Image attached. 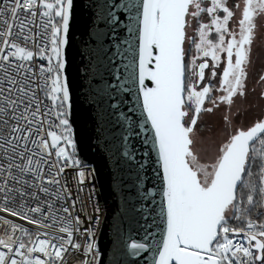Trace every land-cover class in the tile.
Masks as SVG:
<instances>
[{
	"label": "snow or ice",
	"instance_id": "obj_1",
	"mask_svg": "<svg viewBox=\"0 0 264 264\" xmlns=\"http://www.w3.org/2000/svg\"><path fill=\"white\" fill-rule=\"evenodd\" d=\"M202 4L203 0H135L126 7V10L137 9L142 17L138 21V76L133 73L131 82L133 85L138 82L143 110L155 133L164 184L166 234L156 264H256L257 261L264 264V223L246 216L256 207L257 194L264 207V120L231 135L215 163L200 164L193 147V134L197 131L200 113L213 111L205 107L212 88L206 83L198 91L195 84H186L188 64L185 61V41L191 19L199 23V43L193 41L196 51L212 62L210 67L207 61L197 64L193 59V75L203 83L205 70L209 69L211 77L215 78L220 53H226L227 63L218 89L226 94L219 97V103L231 105L235 96L245 95L255 18L264 13V0H244L238 34L229 30L234 13L228 0H209L208 6ZM73 6V0H39V3L37 0H12L9 7L0 6V16L5 12L10 15V20H0L4 26L0 30V212L39 229L51 230L29 233L27 229L0 219V224L7 226L0 236V249H6L0 250V264H69L65 254L81 249V244L73 239L81 223L79 216L72 217L70 211V207L75 208V201L70 207L62 208L47 200L46 208L39 204L29 205L30 200L41 199V193L60 201L61 189L54 192L45 185H59L57 177L65 168L80 163L72 159L65 147L59 146L64 141L75 147L67 118L71 108L69 84L63 76V49L68 44ZM37 8L42 9L39 26L43 27L51 48L49 50L45 44L34 52L28 42L35 45L36 38L41 35L32 33V27L37 26ZM91 8L97 22L111 25L116 20L106 0H92ZM21 12L27 13L24 20H18ZM202 13L211 18L210 23L199 22ZM132 19L129 32L135 27L136 17ZM213 30L215 42L209 38ZM226 35L230 37L227 41ZM106 36L103 29L96 33L97 56L101 63L107 55L103 44ZM36 56L47 60V67L41 66L39 74L32 67ZM260 79L264 81V76ZM146 80L154 87L146 85ZM124 83H128V79ZM112 88L131 91V88H123V84L104 83L98 89L101 98L110 97L109 89ZM41 93L44 99L51 101V107L44 105ZM211 103L219 107L217 100ZM53 114L58 124L46 119ZM186 117H189L187 121ZM46 124L48 130L44 127ZM55 128L61 129L60 134L51 130ZM53 155L55 160L51 159ZM124 155L129 153L125 151ZM257 159L260 161L258 185L250 179ZM46 168L56 171L49 172L46 177ZM84 180L85 173L80 171L79 183L83 184ZM243 189L248 190V208L241 207L244 199L240 190ZM62 191L66 193L65 202L71 200L72 194L66 185L62 186ZM17 203L18 210L9 206ZM61 212L67 216L62 217ZM29 213L39 214V218ZM231 219H244L246 227H230ZM230 233L234 236L243 233L244 241L234 242L229 238ZM131 247L143 249L144 245L133 243ZM95 249L94 242L87 245L84 255H90L91 259L82 260L81 264H98L99 252ZM36 253L43 258L33 255Z\"/></svg>",
	"mask_w": 264,
	"mask_h": 264
},
{
	"label": "water",
	"instance_id": "obj_2",
	"mask_svg": "<svg viewBox=\"0 0 264 264\" xmlns=\"http://www.w3.org/2000/svg\"><path fill=\"white\" fill-rule=\"evenodd\" d=\"M91 2L73 0L63 76L69 84L67 118L74 129L78 160L94 167L106 209L96 245L99 264H156L166 234L162 167L138 82H131L133 73L138 76L142 17L137 9L126 10L135 0H106L116 20L111 25L97 22ZM133 16L135 27L129 32ZM99 29L107 33L103 63L97 56ZM104 83L123 84L131 91L112 88L110 97L101 98L98 89ZM145 84L154 87L150 81ZM113 104L115 108L110 107ZM133 243L144 248L133 249Z\"/></svg>",
	"mask_w": 264,
	"mask_h": 264
},
{
	"label": "flooded vegetation",
	"instance_id": "obj_3",
	"mask_svg": "<svg viewBox=\"0 0 264 264\" xmlns=\"http://www.w3.org/2000/svg\"><path fill=\"white\" fill-rule=\"evenodd\" d=\"M230 9L234 15L229 21V30L235 33H239V20L242 18V9L244 7V0H228ZM209 0H203L202 6H208ZM239 5V7H237ZM221 17L223 13H220ZM211 18L206 13H202L199 18L200 23H210ZM256 29L255 38L251 47L250 63L247 65V79L245 81V95H237L233 98V103L228 105L226 103H219V97L226 94L219 91L220 82L222 80V70L226 67V53H220L219 67L215 69L217 76L212 78L210 70H205V81L202 83L198 80V77L193 75V69L191 68V62L193 59L196 63L209 62L211 67V59L202 57V54H198L195 48V43H199V35L197 29L199 23L190 19V26L187 28V38L185 41V61L188 64L186 71V84L197 86V90H201L207 83L210 84L212 92L210 98L205 101V107L213 108L212 112L202 111L197 121V131L193 134L194 150L198 153L199 163L205 166H209L216 162L223 148V145L229 141L231 135L239 130H248L256 122L264 120V81L260 79L264 76V13L256 16L255 18ZM215 42L216 34L213 30L212 35L209 37ZM226 35V41L229 39ZM237 38H239L237 36ZM195 41V43L193 42ZM235 59V57L233 58ZM198 72V69H195ZM217 100L219 107H215L211 100ZM192 112L189 111V117ZM189 117H186L187 121ZM227 117V119H225ZM222 128V137L211 156L204 157L198 150V134L205 128ZM258 145V144H257Z\"/></svg>",
	"mask_w": 264,
	"mask_h": 264
},
{
	"label": "built area",
	"instance_id": "obj_4",
	"mask_svg": "<svg viewBox=\"0 0 264 264\" xmlns=\"http://www.w3.org/2000/svg\"><path fill=\"white\" fill-rule=\"evenodd\" d=\"M12 0H0V6H3L4 8H7L10 6ZM39 3V0H37ZM42 11V9L37 8V18H36V27H32V33H41L40 36H38L35 40V45L30 41L28 42V47L32 49L34 52H38L39 47L45 46L47 44L48 49L50 50L51 45L50 43H47V38L43 34L44 29L43 27L39 26L41 24V19L39 16V12ZM27 16V13L21 12L18 15V20H24L25 17ZM2 19H9L10 20V15L5 12L3 16H0V20ZM3 25L0 24V30H3ZM15 39V37H13ZM22 46H24L22 44ZM41 66L47 67V60H40L38 56L34 57V60L32 62V67L34 71L39 74V69ZM47 75V74H45ZM41 98L44 99L43 94L41 93ZM44 105L47 107H51V101L44 99ZM49 121H52L53 123L58 124V121L55 118V115H51L47 117ZM70 126V136L72 143L75 145V140H74V129L73 127L69 124ZM45 129L48 130V125L46 124ZM57 131L58 134H60L61 129L55 128L51 129ZM50 142V141H49ZM61 147H65L66 151L70 153L72 156L73 160H78V155H77V150H76V145L73 148L72 145L66 144L64 141H61V144L59 145ZM53 153L55 150H52ZM52 160H55V156L51 158ZM56 169H45V176H49V172H55ZM83 171L85 173V180L84 183L81 184L79 183V172ZM57 179H59L60 184L59 185H45V187H48L50 189H53L55 192V189L60 188V196L61 200L60 201H55L54 196L49 197L45 196L44 194H39L41 199L36 200V201H29L30 206H36L39 204L42 208H46L45 205V200H47L49 203L55 202L57 207H64L68 206L70 207L72 202L75 201V208L70 207V211L72 214V217L79 216L81 223L77 225V227L80 229L79 232H75L73 234V239L81 244V249L79 251L72 249L71 254L66 253L65 254V259L69 262V264H81L82 260L86 259H91L90 255H84V251L87 248V245L89 243H97L99 242L104 220H105V215H106V209L104 205V200H103V195H102V190L100 188L96 172L93 166L90 165H82L79 163V165L74 166V167H66L65 171L61 173ZM66 185L68 190L71 192V200H67L65 202L66 198V193L62 191V186ZM12 207L14 210H18V203L17 204H12L9 205ZM99 209V211H96V209ZM263 214H264V207H263ZM30 216H33V218H39V214H32L29 213ZM62 217L67 216V214L60 213ZM0 219L8 220L11 224L17 225L19 228L27 229L29 233H37V232H42V231H51V230H43L37 228L35 225H30L27 223L25 220H21L18 217L15 216H9L7 213L0 212ZM257 223H264V219H258L255 220ZM246 227V223L244 224V228ZM5 228H7L6 225L0 224V236L4 235ZM89 233H94V235H89ZM17 236L20 235L19 232L16 233ZM58 235H63V234H58ZM40 238H45V237H40ZM235 241H244V236H238L235 238ZM6 251V249H0ZM94 251H97L96 249ZM34 256H40L42 257V254L36 253L33 254ZM101 259V254L96 257V260L98 261V264L100 263ZM256 264H261V262H256Z\"/></svg>",
	"mask_w": 264,
	"mask_h": 264
},
{
	"label": "trees",
	"instance_id": "obj_5",
	"mask_svg": "<svg viewBox=\"0 0 264 264\" xmlns=\"http://www.w3.org/2000/svg\"><path fill=\"white\" fill-rule=\"evenodd\" d=\"M256 146H258V145H256ZM259 163H260V161H259V159H257L255 161V163L253 164V167H252L253 175L250 177V179L252 181H254L257 185L259 184V175H258ZM240 192H241L243 199H244V203L241 205V207L242 208H248L249 206L246 204V197L248 194V190L243 189V190H240ZM238 199H240V194H238ZM256 200L258 201V203L256 204V207L252 208L251 211L246 213V216L250 217L253 220L264 219L263 207L259 203L261 198L258 194L256 195ZM245 223H246V221L244 219H241V220L231 219L229 221V226L232 228H236V229H242V228H244Z\"/></svg>",
	"mask_w": 264,
	"mask_h": 264
},
{
	"label": "rangeland",
	"instance_id": "obj_6",
	"mask_svg": "<svg viewBox=\"0 0 264 264\" xmlns=\"http://www.w3.org/2000/svg\"><path fill=\"white\" fill-rule=\"evenodd\" d=\"M222 137V128H204L202 132L198 134V150L204 157L211 156V153L217 149V146ZM259 147V145L257 146ZM230 239L235 240V236H230Z\"/></svg>",
	"mask_w": 264,
	"mask_h": 264
}]
</instances>
